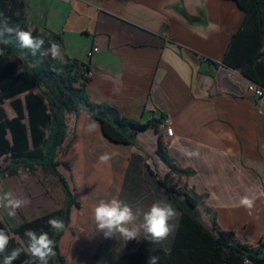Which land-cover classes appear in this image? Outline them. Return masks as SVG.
<instances>
[{
  "label": "crops",
  "instance_id": "0c3cea01",
  "mask_svg": "<svg viewBox=\"0 0 264 264\" xmlns=\"http://www.w3.org/2000/svg\"><path fill=\"white\" fill-rule=\"evenodd\" d=\"M33 1L2 0L0 19L44 39L40 51L49 69L67 59L87 64L92 77L68 90L111 119L158 125L177 170L171 173L156 153L154 129L138 132L132 144L114 143L98 123L89 131L95 120L82 111H67L58 149L74 137L68 161L77 173L91 169L88 189L118 198L134 212L157 201L176 209L158 185L170 175L175 189L201 198L197 210L205 227L214 221L234 235L233 242L255 247L264 238V97L248 93L249 79L221 63L247 0H56L66 8L55 32L43 17L49 8ZM52 43L60 48L55 59ZM94 46L98 52L86 58ZM160 117L171 121L172 137H164ZM99 151L112 154L100 179ZM109 185H116L114 194ZM243 196L253 201L251 208L240 204ZM140 223L142 217L132 226ZM143 244L153 246L146 239Z\"/></svg>",
  "mask_w": 264,
  "mask_h": 264
},
{
  "label": "trees",
  "instance_id": "16d2710c",
  "mask_svg": "<svg viewBox=\"0 0 264 264\" xmlns=\"http://www.w3.org/2000/svg\"><path fill=\"white\" fill-rule=\"evenodd\" d=\"M243 11L244 17L231 34L221 63L239 70L264 91V0H247ZM10 26L15 27V24ZM0 47L5 50V54L0 55V178L39 168L57 179L64 195L59 209L31 220L23 219L13 226L0 219V229L19 239L10 242L9 251L23 244L20 238H24L26 230L48 231L56 242V256L50 264H66L59 243L70 227L73 208L80 206L70 184L72 177L68 180L59 171L61 163L55 158L67 111L80 110L91 117L99 124L103 136L114 143L132 144L138 132L154 129L158 135L156 153L168 164L171 173L177 170L166 152L158 125L150 121L127 124L124 119H111L91 100L78 98L68 90L72 83L89 80L83 77V70H90L87 64L67 59L57 68L49 69L39 52L33 58L15 42ZM34 59L41 61L35 68L32 67ZM7 103L14 113L11 118L4 109ZM163 122L164 117L156 120V123ZM2 161H5L4 167ZM169 176L158 179V185L179 213L174 233L155 247L146 248L143 244L121 252L114 264H148L151 256L157 257V264H264V238L254 247L233 242L234 235L221 232L214 221L211 227H205L200 218L197 219L201 198L188 190L175 189ZM51 218L63 220L64 230L55 232L48 224ZM30 260L31 257L21 254L13 264H29ZM2 261L0 256V264Z\"/></svg>",
  "mask_w": 264,
  "mask_h": 264
},
{
  "label": "rangeland",
  "instance_id": "374dc122",
  "mask_svg": "<svg viewBox=\"0 0 264 264\" xmlns=\"http://www.w3.org/2000/svg\"><path fill=\"white\" fill-rule=\"evenodd\" d=\"M33 2L40 3L44 7L49 8V13L43 16L49 26H47L48 29L50 28L51 31L55 32L63 26V10L66 8L63 4L56 0H36ZM41 13L42 15L44 14L43 8ZM68 36L78 37L71 33ZM78 39L75 38L76 43H78ZM75 49L79 51L78 44L75 46ZM69 50H72L70 45ZM5 108L7 109V113L11 114L7 104H5ZM73 139L74 137L66 145L61 146L56 151L55 157L61 163L58 167L59 171L68 180L69 176L72 177L70 184L74 188L76 200L80 203L79 208H73L71 212L70 227L60 240L59 250L63 257H65L66 264H114L121 252H124L126 249L139 247L145 239L142 235L140 239H134L130 243L129 241L119 239H105L102 233L94 231L93 208L99 200L111 199H109L107 193V195L101 192L93 193L88 189L89 185L86 182L91 177L90 168L83 169L81 173H77L71 163H69L68 156L73 154ZM103 153L106 152L99 151L94 153L99 164L96 176L98 179L106 176L104 174L105 163L99 162L98 159ZM2 166H5V161H2ZM114 170L116 171V169ZM56 180L39 168H35L31 172L18 173L16 176L0 178V194L11 191L14 196L26 198L30 201L27 206L18 209L16 215L13 217L8 216L7 209H0V219L6 220L10 226H13L16 223H20L23 219L31 220L42 214L59 209L63 203L64 195ZM107 192L114 194L116 192V185H109ZM200 215L199 213L197 219L200 218ZM14 239L19 241L16 236H14ZM22 264H27V262Z\"/></svg>",
  "mask_w": 264,
  "mask_h": 264
},
{
  "label": "clouds",
  "instance_id": "9594fccd",
  "mask_svg": "<svg viewBox=\"0 0 264 264\" xmlns=\"http://www.w3.org/2000/svg\"><path fill=\"white\" fill-rule=\"evenodd\" d=\"M17 43L21 50H27L35 58L41 52L44 45V39L34 37L31 31H25L10 26L8 18L0 19V45L8 46ZM59 45L52 43L50 47L53 59L58 56ZM5 50L0 47V55H4ZM40 60H33L32 67L40 64ZM91 121V117H89ZM96 121H91L88 130L92 131L97 127ZM112 158V154L103 153L99 156V162L107 163ZM30 203L26 198L14 196L11 191L0 194V209H7L9 217L16 215L18 209L27 206ZM242 206L251 208L253 201L248 196L240 199ZM142 217V223L138 226L135 222ZM179 218L178 211L166 201H157L151 204L147 211L137 207L136 211L124 201L118 198L111 200L101 199L92 210V219L95 224V232L103 234L105 239H119L124 241L138 240L143 237L152 242L154 247L160 245L174 233ZM49 226L55 232H61L65 228L63 220L51 218L48 221ZM15 234L9 235L3 229H0V256L3 257L2 264H13L19 259L21 254L31 257L29 264H50L52 258L56 256V242L51 238L48 231L45 230H26L24 238H20L23 244L9 251V244L14 239ZM154 250V248H153ZM148 264H157V257L151 256Z\"/></svg>",
  "mask_w": 264,
  "mask_h": 264
},
{
  "label": "built area",
  "instance_id": "2783aa9c",
  "mask_svg": "<svg viewBox=\"0 0 264 264\" xmlns=\"http://www.w3.org/2000/svg\"><path fill=\"white\" fill-rule=\"evenodd\" d=\"M98 52L97 47H92L90 50L87 51L86 58H90L92 54H95ZM93 75V72L90 70H83V77L85 78H91ZM248 93L253 94L255 97L261 98L264 97V91H262L256 84L250 83L248 85ZM163 134L165 138H170L173 135V128L171 127V121L169 119L164 120L163 122ZM245 264H248L245 262Z\"/></svg>",
  "mask_w": 264,
  "mask_h": 264
},
{
  "label": "water",
  "instance_id": "95a60500",
  "mask_svg": "<svg viewBox=\"0 0 264 264\" xmlns=\"http://www.w3.org/2000/svg\"><path fill=\"white\" fill-rule=\"evenodd\" d=\"M128 249H126V251H127Z\"/></svg>",
  "mask_w": 264,
  "mask_h": 264
}]
</instances>
